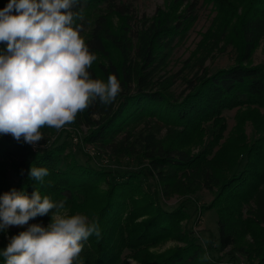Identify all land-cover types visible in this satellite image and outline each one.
Listing matches in <instances>:
<instances>
[{"label":"trees","instance_id":"1","mask_svg":"<svg viewBox=\"0 0 264 264\" xmlns=\"http://www.w3.org/2000/svg\"><path fill=\"white\" fill-rule=\"evenodd\" d=\"M136 1L77 0L73 11L85 18L76 23L97 56L91 77L107 82L116 75L122 91L111 105L94 101L69 125L76 132L89 129L84 143L116 159H131L129 165L149 167L125 173L101 170L89 156L83 162L75 152L69 154L71 142L54 128L41 129L44 139L36 147L0 135V196L14 188L31 197L37 188L42 196L65 201L72 214L98 220L102 237L89 238L80 254L84 264H131L130 259L140 264H220L204 259L214 247L205 248L184 228L192 219L185 201L175 209L162 204L163 196L187 195L196 186L217 189L212 207L220 216L218 250L232 248L231 258L240 255L247 264H264V65L251 61L264 40V0H244L241 11L230 0H218L223 10L211 33L212 49L229 35L238 42L232 44L239 56L216 71L202 59L203 74L191 79L193 68H187L189 75L161 73L169 66L177 37L189 30L186 23L196 21L199 1L173 0V6L186 5L184 14L175 17L159 10L151 23L134 29ZM93 8L101 14L91 17ZM112 15L120 18L118 29L111 25ZM5 47L0 43V50ZM180 81L185 90L178 93ZM236 108L249 111L237 114V136L225 138L224 115ZM251 117L254 133L249 138L245 124ZM162 127L171 128L164 140L159 139ZM173 127L181 130L175 135ZM209 133L210 149L192 155L193 146ZM175 138L181 144L169 143ZM32 166L49 170L43 182L29 176ZM50 220L48 214L29 223L45 226ZM9 240L2 241L0 251ZM169 241L180 245L154 251Z\"/></svg>","mask_w":264,"mask_h":264},{"label":"clouds","instance_id":"2","mask_svg":"<svg viewBox=\"0 0 264 264\" xmlns=\"http://www.w3.org/2000/svg\"><path fill=\"white\" fill-rule=\"evenodd\" d=\"M76 4L9 0L0 9V43L6 46L0 50V135L36 147L44 139L41 129L59 131L94 101L111 105L122 91L116 75L107 82L91 77L97 56L80 35ZM48 175L45 167L29 171L35 181ZM65 204L37 188L31 197L14 188L0 196V232L28 225L0 251L4 264H84L80 254L91 236L102 237L100 225L85 214L70 215ZM48 214L47 226L28 224Z\"/></svg>","mask_w":264,"mask_h":264},{"label":"rangeland","instance_id":"3","mask_svg":"<svg viewBox=\"0 0 264 264\" xmlns=\"http://www.w3.org/2000/svg\"><path fill=\"white\" fill-rule=\"evenodd\" d=\"M198 1V11L197 13H195L198 17H196V21H193V23H191V21L190 23H186L187 26H189V30L177 37L172 50L169 52V66L165 71H162V76L166 74L168 77H170L183 73L189 75L191 71L187 68H193L192 74L189 75V79H191L192 77H194L193 75H195V73L198 75L203 74V71L200 69V62L202 59H206L205 67H207L211 71H216L221 68H227L231 66L235 63L236 58L239 56V53L236 52L235 45H233L238 44V42L235 39L229 37V35L227 36L226 40L222 42L221 45H219L218 48L212 49L213 44H211L210 42L211 33L215 28L216 19L220 16V12H222L223 8L220 6L218 0ZM8 2L9 0H0V9H3ZM230 2L237 9H239V11H241V4L244 2V0H230ZM215 4L218 9L215 7ZM94 9L95 8H93V10H91L90 12L91 17H95L101 14V11L98 10V8L96 9V11H94ZM134 9L135 15L134 17H131V27L134 29H139L144 24H147L148 22L151 23V21L156 18L159 10H162L167 14H173L175 17H177L179 14H184L186 12V5L180 7L173 6V0H137L134 4ZM81 16L84 17L83 13ZM111 25L114 28L118 29L121 25L120 18L112 15ZM80 35L85 39V35L81 33ZM209 53L210 55L206 57ZM114 56L116 57L115 54ZM251 61L253 65H264V40L262 41L260 47L256 50L255 55ZM187 63L189 64V66H187ZM175 88L178 89V93H181L185 90V85L180 81ZM248 111V108H236L225 113L224 116L228 125V129L225 133V138L229 137V139H234L237 136V114L239 112V115H244V113L246 114ZM260 115L261 113H258V117ZM258 117L257 121L260 120ZM245 126L246 135L249 138L252 137L254 133L253 117H251L250 120L246 121ZM80 128V131L76 132L70 127L69 124H66L64 128H62L58 132L59 135L61 133H65V137H67V139L72 144V148L68 153L71 154L72 152H75L83 162H85L86 159L90 157L93 163L99 169L101 168V170H112L114 172L120 171V173H125L128 170L139 171L143 170V168L145 167H149V164H145V167L129 165V160L131 159H116L111 155V153L102 149H96L94 146L84 143V136L88 134L89 129L87 127ZM172 130L176 135L181 130V128L178 129L173 127ZM170 131L171 128L162 127L159 132V139H166ZM68 135L70 136L68 137ZM175 135L173 136V138L176 137ZM212 136L213 135L209 133L205 136V138L201 140V143L194 145L191 151L192 155L201 153L207 147L210 149L209 144L212 141ZM221 142L223 143L224 139ZM169 143L181 144V140L175 138L174 140L169 141ZM79 148L82 151H80ZM116 162L121 164L118 165V163ZM155 174L157 176L156 172ZM191 190L192 191L187 195L174 194L166 199H164L163 196L162 204L167 209H175L185 201V206L187 207V211L192 219L189 223H184V228H186L187 226L188 230L193 232L192 236L197 238L205 248H208L209 246L214 247H212L213 250L209 254V258L213 262L219 263L220 261V264H247L243 256L236 255V258H231L230 254L232 253V248L224 252H220L218 250L220 240V216L216 209L212 207L217 189L210 191L208 189L199 188L198 186H196ZM76 213L80 212H75L73 214ZM69 214H72L71 211H69ZM90 221L93 220L91 219ZM28 224L30 225L29 222ZM47 225L48 223L45 226ZM27 227L28 225H25L23 227L11 226L7 230V232H0V244L3 240H9L11 234H19V232L26 230ZM177 245H180V243L169 241L161 245L160 247L155 248L154 251L166 252L173 249ZM130 262L131 264H140L134 259H130Z\"/></svg>","mask_w":264,"mask_h":264}]
</instances>
